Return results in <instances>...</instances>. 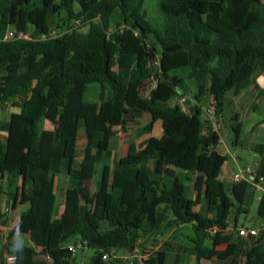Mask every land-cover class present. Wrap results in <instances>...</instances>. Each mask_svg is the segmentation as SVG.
I'll use <instances>...</instances> for the list:
<instances>
[{
	"label": "trees",
	"instance_id": "trees-1",
	"mask_svg": "<svg viewBox=\"0 0 264 264\" xmlns=\"http://www.w3.org/2000/svg\"><path fill=\"white\" fill-rule=\"evenodd\" d=\"M145 2L0 0V107L18 109L0 121V171L14 180L25 177L20 201L30 208L20 217L19 231L33 245H18L10 254L14 264H77L71 242L92 249L93 264H124L123 251L180 226L193 230L186 249L198 262L264 264V236L243 239L236 231L258 190L221 179L227 157L215 150L219 135L204 133L202 118L208 97L223 114L229 93L259 89L264 0H162L161 25L150 21ZM56 15L58 35L51 37ZM12 27L25 38L5 40ZM152 78L158 86L146 97L143 88ZM93 86L99 90L95 101L85 97ZM190 88L191 113L170 105ZM145 113L152 117L146 130L163 122L162 137H152L140 151L132 147L112 167L116 128L127 132ZM46 122L54 128L46 129ZM241 128L236 126L237 134ZM82 140L86 145L79 149ZM253 150L263 158L264 175V144ZM176 170L197 175L194 199ZM98 171L97 199L82 205L86 181ZM57 173L68 177L69 186L64 211L54 219ZM261 192L255 217L264 222ZM170 248L132 264H168Z\"/></svg>",
	"mask_w": 264,
	"mask_h": 264
},
{
	"label": "crops",
	"instance_id": "crops-1",
	"mask_svg": "<svg viewBox=\"0 0 264 264\" xmlns=\"http://www.w3.org/2000/svg\"><path fill=\"white\" fill-rule=\"evenodd\" d=\"M2 75L3 73H0V76ZM256 84L259 87L258 90L255 86H250L249 88L241 91L239 94H234L232 92L229 93L226 99L225 110H230L232 112V114L234 115L233 118L235 119V121H237V125L238 124L242 125V123L240 122L241 113L247 114L248 112H250L253 109L255 102L260 97H264L263 95L264 73L258 75V77L256 78ZM176 104H178L177 99L171 102L170 105L173 107ZM14 112H18V109L12 107L11 104H6L5 106L0 107V121L7 122L10 119L12 113ZM151 120H152L151 115L145 113L140 118L137 119L138 122L132 127H130L127 132L122 131L120 127L116 128V132H117L116 136L112 139L110 144V150L112 155L110 163L112 167H114L121 158L125 157L132 147H134L137 151H140L146 147L147 143L152 137L155 138L162 137L163 135L162 121H157L153 125L151 131L146 130V126L151 122ZM223 123L224 124L222 125L219 135L220 142L216 146L215 150L219 154L225 156L226 154H232L233 150L231 149V147H229L228 143L225 140V136H227L225 131L226 125L224 121ZM45 128L51 130L54 127L51 124L48 125V122H46ZM82 142L84 143L81 144H83V147H85L86 142L84 140H82ZM234 144L235 147L238 146L239 140L236 139ZM255 155L256 156L255 159L253 160L252 165L248 166L245 169L250 168L255 170L258 174H260L259 170L263 164V158L257 155L256 153ZM233 156H235V154H233ZM148 167L150 170H153L155 167V161H150ZM245 169H242L241 167L238 166L236 170L227 168L226 171L222 170V173L223 174L225 173V179L227 181H231V178L236 173H238L240 170H245ZM176 174L178 176L187 179L186 180L187 195L189 198L194 199L196 197V192L194 190V183L197 175L186 172H179L177 170H176ZM54 181H55V193H56L57 201L54 208L53 218L59 219L64 211L65 196L69 186L68 177L63 174L57 173L54 175ZM3 182H5V193L0 194V244L4 245L5 248L0 258V264L5 261L6 257L10 255L11 252H13L18 245L26 244L33 246L30 240V236L27 234H22L19 231L20 217L24 212L28 211V209L30 208L28 204H23L20 201V195L25 188V177L20 176L18 179L14 180L11 175L1 170L0 183ZM98 182L96 186L95 183L92 184V179L86 181V185L83 193L85 199L88 200L92 198L94 202L96 201L98 196ZM12 193H15L16 196L14 197ZM261 194H262L261 191L257 192V194L254 197V201H253L254 205L251 209L249 216L245 217V223L240 224L239 222L240 225H243L244 227H248V228L259 227L261 225L262 222L255 217L256 207ZM203 205L204 202H202L201 207H203ZM201 207L199 206L197 210L199 211ZM187 229H191V227L190 226L174 227L172 229H168L164 231L163 234L160 233L156 236L150 234L143 239L144 245L142 247L139 246L136 249L131 248L129 251H123L120 254V258L124 261L135 262L136 260L147 258L148 255L152 253V251L150 250H153L154 252L164 248L166 245L169 244L171 247L169 249L170 256H176V258H178L179 256V259L181 261L184 255L190 254L191 257L195 261H197V263L203 264L202 262L204 261V259L198 262L196 256L191 254L189 250L186 249L187 246H185L186 244L185 239L188 236ZM189 240H191V237H189ZM73 245L74 243L71 242L70 246ZM221 248L224 247H219L218 249ZM35 249L37 252L41 251V248L39 247H35ZM78 256H80L81 260L87 258L88 257L87 249H79L77 251L75 257L76 261ZM209 262H210L209 264H220L219 260H217L216 258H213Z\"/></svg>",
	"mask_w": 264,
	"mask_h": 264
},
{
	"label": "rangeland",
	"instance_id": "rangeland-1",
	"mask_svg": "<svg viewBox=\"0 0 264 264\" xmlns=\"http://www.w3.org/2000/svg\"><path fill=\"white\" fill-rule=\"evenodd\" d=\"M162 3V0H146L145 7L148 12V18L154 25H161L163 23V15L160 10V5ZM61 15H56L51 18V24L54 27L53 33L58 32V29L55 28V26L61 21ZM83 31H87V29H83ZM195 93V90L193 88H190L187 94L190 96H193ZM86 99L88 100H98L99 98V90L96 87L90 88L89 92L86 94ZM207 97V96H206ZM178 100V99H177ZM234 115L230 110L224 111V122L226 125V134L225 140L228 143L229 147L233 150L232 154H226L227 162L224 166L223 170L226 171L227 168H231L233 170H236L239 167L242 169L247 168L248 166L252 165L253 160L255 159V153L253 148L256 145L264 144V97H260L253 107V109L246 113H241V119L240 122L242 123V128L237 135L236 131V125L237 121L233 118ZM224 124V123H223ZM48 125H50L48 123ZM81 132L83 133V127L81 129ZM236 139L239 140L238 146L235 147V141ZM84 142H79L78 148H83ZM234 146V147H233ZM235 154V156H233ZM221 179L224 181H227L225 179V173L221 174ZM100 180V172H98L96 175H93L92 178V184L95 183L97 186V182ZM87 199L84 198V196H81V204L85 205L87 203ZM256 206V205H255ZM240 224L245 223V217L241 216L239 218ZM187 237L185 239V246L189 247L192 245L191 240H189V237L191 239L194 238V233L191 229H187ZM4 245L0 244V258L2 256V253L4 251ZM153 252V250H150ZM87 255L88 257L85 259L80 258L78 256L77 262L78 264H93V257L95 256V252L92 249H87ZM176 256H170L168 260V264H177ZM240 259V258H239ZM109 261V260H107ZM239 261V260H238ZM203 264H209L210 262L207 260H204L202 262ZM222 263H224L222 261ZM107 264H116V261L107 263ZM180 264H199L197 261H195L190 254L184 255L181 259Z\"/></svg>",
	"mask_w": 264,
	"mask_h": 264
},
{
	"label": "built area",
	"instance_id": "built-area-1",
	"mask_svg": "<svg viewBox=\"0 0 264 264\" xmlns=\"http://www.w3.org/2000/svg\"><path fill=\"white\" fill-rule=\"evenodd\" d=\"M81 25H82L81 20H77L75 22L76 27L81 26ZM57 35H58L57 33L50 34L51 37H56ZM135 35L137 36L138 33H135ZM17 37L25 38V34L23 32L18 33L11 29L10 31H8L5 37V40H11ZM44 38H47V37L45 36ZM160 62H161V56L159 55L157 56V59L155 61V64H154L155 67L160 68ZM157 86H158L157 79L155 78L149 79L143 88L145 96L150 97L151 93L157 88ZM177 99H178V105L183 109V111H185L186 113H191V109H190L191 105L195 104L192 96L180 91V94ZM202 118H203V122L205 126L204 133H207V131L210 130L212 133L220 135V130L222 128L224 118H223V114H220L217 112L215 100L212 96L208 97L207 102L205 103L203 107ZM231 182L232 183L246 182V183H249L255 186L258 191H264V175L258 174L255 170L250 169V168L245 169V170H240L238 173H236L231 178ZM232 228L233 227L230 226V229ZM217 231H218V228L214 227L212 230V233H216ZM236 231L238 232L239 237L243 239H248L251 237L258 238L261 235L264 236V222H262L259 227L248 228L244 226H238ZM139 244H140V241H139ZM79 249H81L80 244L77 246L73 245L69 247V250L74 254H76ZM103 259L107 261L108 256L107 255L104 256ZM15 261H16V257L14 255H8L5 261L1 264H14ZM123 262L124 264H132V261L123 260Z\"/></svg>",
	"mask_w": 264,
	"mask_h": 264
},
{
	"label": "water",
	"instance_id": "water-1",
	"mask_svg": "<svg viewBox=\"0 0 264 264\" xmlns=\"http://www.w3.org/2000/svg\"><path fill=\"white\" fill-rule=\"evenodd\" d=\"M11 29H12V30H14V31H16V30H17L15 27H12Z\"/></svg>",
	"mask_w": 264,
	"mask_h": 264
}]
</instances>
